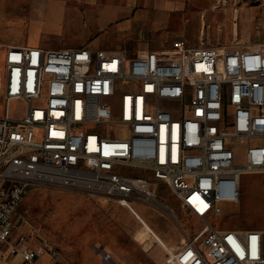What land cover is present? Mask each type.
<instances>
[{"label":"built area","instance_id":"2783aa9c","mask_svg":"<svg viewBox=\"0 0 264 264\" xmlns=\"http://www.w3.org/2000/svg\"><path fill=\"white\" fill-rule=\"evenodd\" d=\"M0 90V242L21 264L39 256L35 235L18 232L31 189H75L133 213L131 201L167 213L161 184L202 223L179 249L152 232L167 250L164 264H264L262 230L211 222L240 201L243 173H264V42L176 38L133 56L0 46ZM13 100L27 104L21 116L12 115ZM103 259L121 264L108 252Z\"/></svg>","mask_w":264,"mask_h":264},{"label":"rangeland","instance_id":"374dc122","mask_svg":"<svg viewBox=\"0 0 264 264\" xmlns=\"http://www.w3.org/2000/svg\"><path fill=\"white\" fill-rule=\"evenodd\" d=\"M210 1H212V7L206 5L204 23L203 18H197L196 10L188 11L189 19L179 25L183 29L179 26L176 28L183 32L180 38L193 46L200 45L204 36L208 43L216 45L256 46L264 42V0ZM9 3L6 7L0 6V15L7 16V22L11 24V0ZM217 4L219 6H216ZM235 27H238L239 31V38L236 41L234 40ZM64 30V25L46 20L36 30L33 29L29 37L17 43L22 46H35L33 40L59 41L61 38L67 41L72 35ZM4 40L6 39L0 36V41ZM26 106L27 104L22 100H13L9 108L12 115L21 116ZM4 113V97L0 90V116ZM238 162H242V158H238ZM159 200L173 206L176 203L179 205L185 221L184 225L191 236L199 230L202 223L178 203L176 196L165 184H161L159 189ZM131 202L138 210L151 216L156 223V228L172 233L177 231L175 222L159 209L140 201ZM115 205L113 200L98 194L56 186L35 187L29 191L19 207L18 232H24L29 236L35 235L37 244L47 241L46 243L52 248L51 251L60 253L68 263L82 264L79 262V256L89 244L94 245L95 233H98L97 236L101 242L108 239V242L117 247L124 236L117 234L110 237L105 232L110 229L117 231L119 228H129L132 225L127 218L119 214ZM211 222L221 229L252 228L264 232V173H243L240 201L225 205L222 215L212 218ZM136 235L138 237V234ZM183 244L184 241L177 249ZM10 262L8 246L0 242V264Z\"/></svg>","mask_w":264,"mask_h":264},{"label":"crops","instance_id":"0c3cea01","mask_svg":"<svg viewBox=\"0 0 264 264\" xmlns=\"http://www.w3.org/2000/svg\"><path fill=\"white\" fill-rule=\"evenodd\" d=\"M9 4V0H0L1 7ZM211 4L210 0H11V24L7 22V16L0 15V36L6 39L0 41V45L3 48L22 46L17 42L29 37L32 30L44 21L51 20L64 25V31L73 38L67 41L61 38L59 41L33 40V45L44 48L86 46L92 50L105 49L111 54L133 56L140 50L161 49L173 38H180L183 32L176 28L189 19L188 11L196 10L197 18H203L204 23L206 5L212 7ZM109 199L115 202L119 214L132 225L105 232L110 237L117 234L124 236L118 248L108 239L101 242L98 233H95L94 245L89 244L79 256L82 264H108L103 259V252L110 253L113 260L121 264H164L168 257L165 246L177 249L186 238L191 237L177 203L175 206L165 203L167 213L160 210L175 222V233L156 228L151 216L138 210L162 237L160 240L164 246L150 231L138 238L137 232L145 226L128 207L116 199ZM46 242L37 244L34 239L33 246L39 251L37 264H54L58 259L63 264H70L60 253L48 251ZM190 256L191 252L183 260H188ZM21 262V257L16 255L11 256L9 264Z\"/></svg>","mask_w":264,"mask_h":264},{"label":"bare ground","instance_id":"6f19581e","mask_svg":"<svg viewBox=\"0 0 264 264\" xmlns=\"http://www.w3.org/2000/svg\"><path fill=\"white\" fill-rule=\"evenodd\" d=\"M219 5H220V2H219ZM218 4L216 5V6H219ZM237 14V13H236ZM235 37H234V40L236 41L238 38H239V31H238V27H235ZM205 37V36H204ZM232 46H236V45H232ZM160 208H162V209H164L165 210V208H167L164 204H159L158 205ZM133 210L135 211L134 212V214H137V216L144 222V224H143V222H140V223H142L143 224V226H145V227H142V228H140V230L137 232V234H138V237L139 238H142L144 235H146L147 233H149V231L150 232H154V234H156L160 239H162V237L159 235V233L155 230V228L141 215V213L138 211V209L135 207V206H133ZM136 216V217H137ZM137 217V218H138ZM138 218V219H139ZM141 224V225H142ZM147 237V236H146ZM168 249H171V247L169 246V248ZM172 250V249H171Z\"/></svg>","mask_w":264,"mask_h":264}]
</instances>
